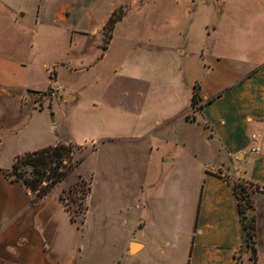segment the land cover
I'll return each mask as SVG.
<instances>
[{"label": "crops", "instance_id": "obj_1", "mask_svg": "<svg viewBox=\"0 0 264 264\" xmlns=\"http://www.w3.org/2000/svg\"><path fill=\"white\" fill-rule=\"evenodd\" d=\"M233 1L247 5L239 44ZM120 9L100 56L80 72L96 71L90 89H135L91 103L78 131L68 119L63 131L49 126L44 145L94 146L95 198L90 187L77 227L58 199L68 175L33 200L7 176L16 155L0 164V264H235L231 185L252 184L264 201V0H0V86L31 87L33 58L10 55L13 37L27 38L28 53L39 36L65 52L73 37L99 38ZM194 84L201 106L192 110ZM68 92L64 100L77 97Z\"/></svg>", "mask_w": 264, "mask_h": 264}, {"label": "rangeland", "instance_id": "obj_2", "mask_svg": "<svg viewBox=\"0 0 264 264\" xmlns=\"http://www.w3.org/2000/svg\"><path fill=\"white\" fill-rule=\"evenodd\" d=\"M137 4L138 1H135L130 6L131 12L135 11V5ZM229 12L234 24L232 27L233 42L239 44L243 42L244 37L241 33H243L244 29L240 26L243 23L237 18L240 15H247V5L245 6L238 1H233L229 5ZM121 15L122 9L114 12V16L116 17H121ZM131 20L133 18L128 17L126 24ZM255 24L250 25L249 29H255ZM244 25L248 24L244 23ZM8 39L10 40L11 36ZM105 39V32H101L99 38L73 37L74 47L68 48L64 52L62 51V46L54 43V38L39 36V43L28 53L27 38L25 36L22 38H12L13 42L16 41L14 42L16 50L9 52L10 55H13L17 59L31 56L33 58V72L29 77L31 87L0 86V164L9 165L10 159L14 155L30 152L36 149V147H44L47 142L46 136L49 126L57 125V131H63L68 119L75 122L73 126L71 122L68 124L75 127L76 131H78L85 120V117L81 114L86 113V111L87 114L89 113L91 103L92 105H100L102 100L111 99L112 95L116 94L119 90L125 89L129 91V89H135L132 85H119L118 83L107 85L103 89H90L92 77L96 75V71L80 72V66H86L89 62L100 56L105 46ZM41 62L45 63V68H41ZM52 62L54 64H51ZM66 68L69 71L72 68H76L74 70L77 72H69ZM57 86L60 89L58 88L57 90ZM70 90L77 97L70 101V96H68L64 100V94L70 93L68 92ZM62 101L66 103H62ZM50 113L54 117L51 118ZM53 119L55 123L52 122ZM50 131L52 132V130ZM82 144L80 142L81 146L72 145L73 161L94 147L91 145L82 146ZM252 144L255 145V142H252ZM76 147L78 148L76 149ZM79 165V173L85 176L82 179L90 181L93 201L97 186L95 155L90 156L89 153L86 154ZM75 172H71L68 175L70 178L68 179L69 183H66V188L61 190L63 193H61L62 201L60 202L67 206L71 212L76 209L79 197V190L72 189L77 182V174ZM246 191L250 200H252V211L254 209L253 201L259 200L261 202V205L260 203L257 204L260 207V213L257 218V227L260 234L257 244V256L259 264H262V260L264 259V201H262V192L258 187L246 185ZM71 199L74 200L72 201ZM248 214L254 219L253 252L249 248L244 247L242 242V246L235 256V264L255 263V218L251 211Z\"/></svg>", "mask_w": 264, "mask_h": 264}, {"label": "trees", "instance_id": "obj_3", "mask_svg": "<svg viewBox=\"0 0 264 264\" xmlns=\"http://www.w3.org/2000/svg\"><path fill=\"white\" fill-rule=\"evenodd\" d=\"M120 17L114 16V12L105 21L102 32H105L106 41L110 38L114 24ZM197 84L192 88L190 98V108L197 109L198 105ZM205 101L204 103L209 102ZM78 147H76L77 149ZM94 151V147L90 148L84 155L75 161L72 160V145H56L54 147H44L35 151L25 152L16 155L7 172V176L11 181L21 183L30 193L33 194V200H38L47 195L58 183H60L67 175H69L75 167L82 162L84 156ZM77 182L72 189L79 190L78 204L74 211H70L63 203V208L68 214L69 221L80 227L86 211L85 200L90 192V181H84L77 176ZM246 185H252L246 182H235L231 185V192L235 198V210L239 223V231L244 247L253 252L252 240L254 237V219L248 213L252 211V202L246 191ZM61 191L58 195L59 201H62ZM72 201L74 199H71ZM254 264V262L252 263Z\"/></svg>", "mask_w": 264, "mask_h": 264}, {"label": "built area", "instance_id": "obj_4", "mask_svg": "<svg viewBox=\"0 0 264 264\" xmlns=\"http://www.w3.org/2000/svg\"><path fill=\"white\" fill-rule=\"evenodd\" d=\"M252 138H253V136H252ZM251 152L254 153V154H257L258 153V149L257 148H252Z\"/></svg>", "mask_w": 264, "mask_h": 264}]
</instances>
